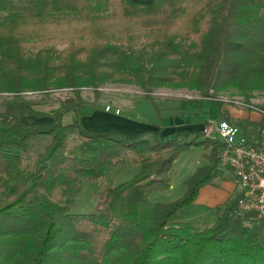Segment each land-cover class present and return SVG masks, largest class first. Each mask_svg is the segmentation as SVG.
<instances>
[{"label":"trees","instance_id":"1","mask_svg":"<svg viewBox=\"0 0 264 264\" xmlns=\"http://www.w3.org/2000/svg\"><path fill=\"white\" fill-rule=\"evenodd\" d=\"M108 84L140 89L157 117L153 90L196 91L208 117L232 123L254 145L264 106L257 122L233 121L216 95L232 88L248 102L246 94H264V0H0V97L71 93L50 115L29 102L0 107V264H264V221L239 210V188L210 210V225L179 217L221 169L220 145L200 139L202 129L130 140L85 130L81 91L98 99ZM68 113L74 119L64 124ZM23 118L52 123L26 126ZM192 148L205 163L183 182L182 196L151 202ZM118 165L138 171L102 185L91 212L70 213L71 188Z\"/></svg>","mask_w":264,"mask_h":264},{"label":"rangeland","instance_id":"2","mask_svg":"<svg viewBox=\"0 0 264 264\" xmlns=\"http://www.w3.org/2000/svg\"><path fill=\"white\" fill-rule=\"evenodd\" d=\"M99 98L95 99L90 89L81 91V96L89 108L81 111L85 114L83 122L88 132H109L121 133L127 140L133 139L139 133L144 131H160L161 136L171 137L175 131L187 130L192 136L199 133L202 125L206 124L212 117H208V105L201 95L196 91L187 89H169L162 88L152 91V97L159 110V117L143 98V92L132 86H121L108 84L99 89ZM246 97L236 89H226L218 93L217 100L222 101L224 108L228 111L230 118L235 120L255 121L261 119L263 113L259 109L264 106V94L261 91H253L246 94ZM71 97L69 91H52L47 94H22L15 99L10 95L0 97V107L8 103L29 102L34 109L44 114L50 115L59 105V102L65 98ZM181 101L200 102L193 105L182 107ZM190 113H197L198 118H190ZM74 119V113H72ZM70 117L67 115L65 121ZM199 120V121H198ZM73 121V120H71ZM201 122V125L196 122ZM64 122V121H63ZM22 123L26 126L38 124H51L52 120L43 118L34 120L23 118ZM71 123V122H70ZM90 125L91 128H88ZM147 138L151 139V136ZM202 139V137H199ZM69 142L75 144L78 140L69 136ZM41 143V144H40ZM43 141L34 146L35 150L40 149ZM39 146V148H38ZM203 150L192 148L182 153L174 163L170 172V188L162 193H155L150 197V201L171 202L180 198L184 192L183 182L194 172V170L203 165ZM138 171L137 167L129 165L116 166L110 169L103 180L98 182H89L82 180L79 184L73 186L70 190V200L72 202L70 213L87 214L91 212L97 202V195L100 187L115 186L122 182L130 180ZM226 170L220 169L212 184L218 185L221 181V175H225ZM229 176L230 173L226 172ZM0 194V199H1ZM179 217L187 221H198L200 227L210 225L212 222L209 214L205 212H195L186 209L180 213Z\"/></svg>","mask_w":264,"mask_h":264},{"label":"built area","instance_id":"3","mask_svg":"<svg viewBox=\"0 0 264 264\" xmlns=\"http://www.w3.org/2000/svg\"><path fill=\"white\" fill-rule=\"evenodd\" d=\"M203 139L218 142L219 167L228 171L242 192L238 208L264 221V132L254 145H246L240 129L227 121L209 120Z\"/></svg>","mask_w":264,"mask_h":264},{"label":"crops","instance_id":"4","mask_svg":"<svg viewBox=\"0 0 264 264\" xmlns=\"http://www.w3.org/2000/svg\"><path fill=\"white\" fill-rule=\"evenodd\" d=\"M67 115L70 118L67 121H65V117ZM71 120H73L72 113L66 114L62 119V121H64L63 122L64 124H70V122L72 123ZM79 120L80 123L83 125L84 124L83 117H80ZM259 120L260 119H257L254 122H257ZM83 127L85 128V125H83ZM88 128H91L90 125L88 126ZM109 132H114V131H109ZM177 132L178 131H175L172 134H175ZM220 177H221V181L219 182L218 185L209 184L199 190L198 196L193 206L189 208L191 211L205 212V214H209L211 209L224 203L232 195L235 189V185L233 183V179L231 175L227 176L225 172V175H221Z\"/></svg>","mask_w":264,"mask_h":264}]
</instances>
